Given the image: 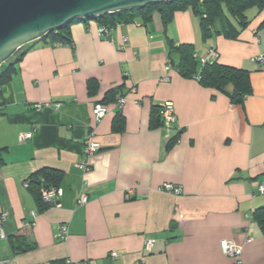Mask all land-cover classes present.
<instances>
[{
  "label": "crops",
  "instance_id": "0c3cea01",
  "mask_svg": "<svg viewBox=\"0 0 264 264\" xmlns=\"http://www.w3.org/2000/svg\"><path fill=\"white\" fill-rule=\"evenodd\" d=\"M248 18L246 27L236 24L235 35L225 34L217 20L208 39L191 8L175 12L167 24L155 12L149 21L137 16L103 33L96 19L76 20L71 45L47 37L23 46L26 52L12 60L11 78L0 84V216L6 215L0 259L235 264L222 251L225 241H235L244 264H264V232L254 216L264 206V63L257 60L264 54V10ZM181 47H191L193 56L216 50L208 62L247 69L251 93L235 102L231 93L177 69L163 81L168 62L181 64ZM114 88L127 97L121 116L110 100ZM107 97L109 112L97 123L94 104ZM166 101L177 115L170 129L153 123ZM92 131L103 147L83 171L79 164ZM43 168L62 173V196L39 211L36 193L23 183ZM167 181L182 193L159 190ZM62 224L69 229L65 240L58 236ZM17 233L26 234L29 249H13L10 238Z\"/></svg>",
  "mask_w": 264,
  "mask_h": 264
},
{
  "label": "trees",
  "instance_id": "16d2710c",
  "mask_svg": "<svg viewBox=\"0 0 264 264\" xmlns=\"http://www.w3.org/2000/svg\"><path fill=\"white\" fill-rule=\"evenodd\" d=\"M254 7L261 11L264 10V0H171L167 2L151 3L144 7L116 13H109L97 17L96 20L100 24V29L102 27L109 29L119 23L131 22L137 16L142 17L145 21H149L152 19L154 13L158 12L164 24H167L172 20L175 12L191 8L200 16L203 38L208 39L214 33L217 20L221 22L225 34L235 35L238 33L236 24L240 25L242 28L246 27L250 23L247 10ZM262 24H264V20L261 25ZM69 28L70 24L64 29L53 31L48 35V38H50L54 44L71 45L73 42ZM180 50L183 56L181 64L175 65L173 62L171 63L182 74L186 76L193 75V77H195V74L200 73L201 77L198 80L199 82L231 93L235 102H242L244 98L251 93L252 85L247 69L219 62H207L199 72L196 70L197 60L196 57L193 56V49L191 47H181ZM23 51L26 52V49H23V47L20 48L7 62L0 66V84H3L11 78L15 69L12 60L15 57L21 58L24 53ZM228 85H232L233 89L231 91L227 90ZM110 94L112 96L110 100L114 101L116 100L117 94H121V92L118 88H114ZM103 101L109 103V97L105 98ZM121 112V110H118L117 115L121 116ZM162 121V118L160 120L154 119L153 123L157 126ZM177 137L178 136L175 135L169 139L168 147L173 145ZM61 178L62 173L48 168H43L33 173L30 179L28 178L30 181L28 188L33 190L37 195L39 211L50 206V203H46L42 200L40 187L42 185L46 187L60 186ZM254 216L264 232V206L256 209L254 211ZM26 237L25 233H17L11 236L10 241L16 252H22L30 248V245L26 243Z\"/></svg>",
  "mask_w": 264,
  "mask_h": 264
},
{
  "label": "water",
  "instance_id": "95a60500",
  "mask_svg": "<svg viewBox=\"0 0 264 264\" xmlns=\"http://www.w3.org/2000/svg\"><path fill=\"white\" fill-rule=\"evenodd\" d=\"M167 1L171 0H0V66L23 46L75 20Z\"/></svg>",
  "mask_w": 264,
  "mask_h": 264
},
{
  "label": "built area",
  "instance_id": "2783aa9c",
  "mask_svg": "<svg viewBox=\"0 0 264 264\" xmlns=\"http://www.w3.org/2000/svg\"><path fill=\"white\" fill-rule=\"evenodd\" d=\"M107 30L108 29L106 27H102L100 29V32L103 33V32H106ZM123 40H124V42H127L128 37L125 36ZM194 56L199 59L200 65H201V67H203L210 60L211 57H217L218 52L216 50H211V52L208 53V55H206V56H199L197 53H195ZM257 60L260 63H264V54H261L257 58ZM174 69L176 70V67L171 62H168L166 65L167 74H165V76L162 77V80L163 81H169L170 80V72L173 71ZM200 77H201L200 73L195 74V79L197 81L200 79ZM130 91H135V87L130 89ZM114 103H115V106L117 107V109L122 111V109L124 108V106L127 103L126 95L125 94H117L116 100ZM56 105L59 106L60 103H57ZM44 106H48V104L36 103V105H35L36 108H42ZM162 107H163V113H162L163 124L168 129H170V128H172L174 123H176V121H177V115L175 112L174 103L172 101H166L162 104ZM1 108H2V104L0 102V110H1ZM109 109H110V107L107 103H105L103 101L95 102L94 108H93V114L95 116V120L97 123L102 121V119L109 112ZM32 135H33V133H31V132L27 133V134H21L20 138H21V140H23L25 138L32 137ZM102 147H103V143L94 138V131H92L91 134L85 139L84 160L79 164V167L83 171H89L90 170L91 165L89 162V158L92 155H94L97 151H99ZM23 185L28 188L30 185L29 179H26L24 181ZM159 190L164 191V192H168L171 194H175V195H180L182 193V187L180 185H177V184L170 182V181L164 182L159 187ZM259 191L264 193V182L259 185ZM129 193H131V194L134 193V190L130 189ZM40 195H41V198L44 202L51 204V202H56L60 199V197L62 196V189L60 186L46 187L45 185H42L40 187ZM87 201H88L87 194H82L81 198H80V202L86 203ZM36 213L37 212L32 211L33 217H35ZM5 218H6L5 214L3 216H0V221L2 219H5ZM34 224H35V220L33 218L32 221L27 223V226H33ZM58 236L62 240H65L68 238L69 229H68V226L66 224H62L59 226ZM152 245H153V240L148 239L146 241V246L148 248H151ZM222 251L225 255L232 257L235 260V264H244L243 259H242L243 247L240 244H238L237 242L225 241L222 245ZM112 254L114 256H116L117 252L113 251ZM7 263H8V259H0V264H7ZM69 263L73 264L72 261H69Z\"/></svg>",
  "mask_w": 264,
  "mask_h": 264
},
{
  "label": "rangeland",
  "instance_id": "374dc122",
  "mask_svg": "<svg viewBox=\"0 0 264 264\" xmlns=\"http://www.w3.org/2000/svg\"><path fill=\"white\" fill-rule=\"evenodd\" d=\"M254 10H257V11H258V8L254 7V8H250V9L247 10V14H248L249 17H250V15H252V13H253ZM47 37H48V36H47ZM47 37H46V38H47ZM176 69H177V68H176Z\"/></svg>",
  "mask_w": 264,
  "mask_h": 264
}]
</instances>
